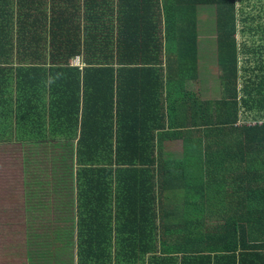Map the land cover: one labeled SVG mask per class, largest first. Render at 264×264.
<instances>
[{
  "label": "trees",
  "instance_id": "trees-1",
  "mask_svg": "<svg viewBox=\"0 0 264 264\" xmlns=\"http://www.w3.org/2000/svg\"><path fill=\"white\" fill-rule=\"evenodd\" d=\"M242 2L83 0V17L22 16L14 31L0 15V139L70 180L52 206L78 264H264V24ZM203 5L214 98L196 79Z\"/></svg>",
  "mask_w": 264,
  "mask_h": 264
},
{
  "label": "rangeland",
  "instance_id": "rangeland-1",
  "mask_svg": "<svg viewBox=\"0 0 264 264\" xmlns=\"http://www.w3.org/2000/svg\"><path fill=\"white\" fill-rule=\"evenodd\" d=\"M239 2H237L238 5ZM242 5L245 6V10L247 12H250V14H253L254 16L260 15L261 17L258 18L254 23L257 24L260 21L264 24V0H243ZM197 29H198V57L202 58H210L214 55L213 50V44L211 42V37L213 36V17H214V10L212 5H203L201 7H198L197 9ZM239 29L242 27L241 23L238 24ZM237 38L240 41L241 36L237 34ZM207 63V69H213V72H216V66L211 59H206ZM206 70H202L200 72L196 73V79L200 78H208V74L205 73ZM208 81V80H207ZM209 82V81H208ZM210 84V83H208ZM214 85V84H213ZM215 87L212 86L210 91V96L207 95L208 92H206V97L214 98L215 96ZM221 95V94H220ZM218 95V96H220ZM250 117V116H249ZM247 119V123H250L251 118ZM245 122V120L240 119L238 124H242ZM10 142H5L2 145H0V216H15L19 212V209L15 207V204L17 203H23V205L27 206V201L32 203L33 207H30L31 211L33 212L31 214H27L28 218L32 219V224L27 227L26 232L30 234L31 231L34 232H47V228L45 225H37V223H44L48 222V220L54 218V216H61L60 211L57 210L56 207L52 205H58L60 203V197L54 198V197H48L46 198V194L48 193L49 189H46L44 191H39V197H37L35 201V195L32 193H23L19 190H21L22 185L21 184H33L35 182L33 180V176L30 175V173L39 174V177H41L42 174L50 173V170L52 166L54 167L57 165L56 162H50V163H44V160H41L42 162L40 164V168L32 169L33 164V156L31 157V154L35 153L39 147L32 146L31 144H27L26 142L20 141L14 142V138L8 139ZM22 145H21V144ZM57 144V149H61L62 143H55ZM49 146L44 148L41 146V148L48 154L50 151H53V147L51 144H48ZM39 146V145H38ZM170 152H180L179 145H171L169 148ZM28 152H30V158L28 156ZM37 158L43 159V153H39ZM25 168H28L30 170L29 172H26L23 174L24 171H21ZM27 174V175H26ZM62 178V177H61ZM66 178H62V180H65ZM56 187V182L53 177V184L52 189ZM71 182L70 180L65 181V184H63V188H70ZM35 190V187H34ZM41 195V196H40ZM60 196V195H58ZM71 197V194H69V198ZM14 201L15 203H12ZM46 201V202H45ZM51 207V215L50 212H47V208ZM2 220V219H1ZM2 224V225H1ZM0 224V233L5 235H0V241L5 242V247H8V239H10L11 233H13L12 237L19 241L21 245L28 247V248H35L36 250H32L34 254H36V258H39L41 260H44L45 257L48 258L47 253L51 250H58L61 248H53V246L58 247V242H54V240L49 239L46 236H35L30 237L28 234L23 233L21 227H12L10 225H6L1 221ZM66 227V226H64ZM62 227V228H64ZM57 229V227H55ZM12 229H14V232H12ZM53 230V228H52ZM64 234H67L65 230H63ZM55 232V231H54ZM58 233H62L60 230L57 229ZM56 233V232H55ZM68 235V234H67ZM63 237L64 235H60ZM44 242V243H43ZM37 246V248H36ZM43 249L42 254L39 253V251ZM62 250V249H61ZM56 258H62L61 255L54 254ZM69 259H73L72 255H70Z\"/></svg>",
  "mask_w": 264,
  "mask_h": 264
},
{
  "label": "crops",
  "instance_id": "crops-1",
  "mask_svg": "<svg viewBox=\"0 0 264 264\" xmlns=\"http://www.w3.org/2000/svg\"><path fill=\"white\" fill-rule=\"evenodd\" d=\"M4 2H7V5L3 6ZM83 9H84L83 0H0V15L3 13H7L8 15H11L12 17L11 28L13 31L17 30L18 27L20 28L22 24H28L29 26V20L22 21L20 18L22 16H29L31 18V17H36L38 15V16L44 17L43 21L45 20L47 16H52L56 14H60L61 16L65 14L67 15L70 14L73 16L76 15V16L83 17ZM78 10H79V13H78ZM197 46H198V29H197ZM197 56H198V51H197ZM206 59H211L213 60V62H215L214 55L213 57H210V58L198 57L197 72H199V67H200V72L202 70L203 71L206 70L205 73H207L208 78L212 80L211 78L215 77L218 73L217 68H216V72H213V69L208 70ZM201 81L206 82L207 78H202V79L197 78V82H199L198 85H201L200 84ZM205 88H206L205 92H209L210 90L209 87H206V85H201L202 91H204ZM161 90L165 92V89H161ZM147 101H148L147 103L146 102L144 103L145 105H150V106L155 105V104L158 105V103L155 102L154 100L148 99ZM12 107L14 108L13 102H12ZM153 122H154V118H153ZM10 125H11L12 131L15 132L14 129H16L18 126L17 125V115L15 114V109H12L11 111ZM10 138H14V142H15V136L10 137ZM2 140H4L3 137H1L0 139V145L6 142ZM173 144L179 145L180 152H181L180 142L176 141L174 143H171L170 146ZM173 153L175 157L179 158L181 156V153H178V152H173ZM34 159L35 158H33V160ZM37 159L41 161V159L39 158ZM38 168H40V164L38 165ZM32 169L34 170L33 167ZM21 171H24V170H21ZM26 172L30 173V170L28 169L26 170ZM23 174H25V171L23 172ZM30 175L33 176V180L35 182H33V184H28V185L21 184L22 188L19 191L25 194L27 193L34 194L35 201L37 197H39V191L45 192L46 189H49L48 193L46 194V198L48 196L49 197L54 196L55 193H52L53 190L54 191L56 190L58 194H61L60 197L62 195L63 196L65 195L62 189L63 184H65V180H62L60 176L61 174H58V177L55 178L56 187H54V189H52L53 176H56V175L52 176L51 171L50 173H46V174L41 173V177H39V174H35V173H30ZM34 187H35V190H34ZM72 199H75L74 193H73ZM25 201H27V206L23 205V203L15 204V207L19 209V212L17 213V215L11 216V218L10 216H2V218L0 216V224L2 221L4 224L6 223V225H10L12 227H21L22 231H24L23 233L28 234V236L30 237L46 236L49 239L51 238V240H54V242H58L57 244L60 245L58 247L53 246V248H56V249L61 248L62 250L61 249L51 250L50 252L47 253L48 258L45 257L44 260H41L39 258H36L37 257L36 254L32 252V250H36L35 248L34 249L28 248V247L21 245V243L17 241L14 238V236L12 237L13 233H11L10 239H8L7 248L5 247V242L0 241V264H78L76 248H70L65 243V240L72 242L71 236L63 233L64 232L63 230L65 228L64 226H67L69 224V222H66L65 216L64 218H62V216H54V218H52L51 216V219L48 220V222L37 223V225H45V227H48L47 232L42 233V232L31 231L30 233L32 234L29 235V233L26 232V229L28 226L32 224V219L28 218V216H26V213L32 215L33 212L31 211L30 207H33V205H31L32 203L31 202L29 203L27 199H25ZM12 203H15V202L12 201ZM49 212L51 215L50 206L49 208H47L46 213H49ZM74 212H76V210H74ZM55 227H57V229L60 230L62 233H58V232L55 233L54 232V230H56ZM12 232H14V229H12ZM0 235H5V234L0 233ZM60 235H64V236L61 237ZM74 238L75 237L73 236V239ZM42 251L43 249H41L39 253L42 254ZM54 254L61 255L62 258H56ZM70 255H72L73 259H69ZM112 263L113 261L111 259L110 261H108V263L102 262L101 260L100 261L97 260V262L93 264H112Z\"/></svg>",
  "mask_w": 264,
  "mask_h": 264
},
{
  "label": "built area",
  "instance_id": "built-area-1",
  "mask_svg": "<svg viewBox=\"0 0 264 264\" xmlns=\"http://www.w3.org/2000/svg\"><path fill=\"white\" fill-rule=\"evenodd\" d=\"M81 58L76 56L72 61H71V64L74 65V66H77V67H82L83 64L81 63Z\"/></svg>",
  "mask_w": 264,
  "mask_h": 264
},
{
  "label": "clouds",
  "instance_id": "clouds-1",
  "mask_svg": "<svg viewBox=\"0 0 264 264\" xmlns=\"http://www.w3.org/2000/svg\"><path fill=\"white\" fill-rule=\"evenodd\" d=\"M82 61V60H81ZM83 64V62H81ZM84 65V64H83ZM83 67V66H82ZM82 67H78L79 69H81Z\"/></svg>",
  "mask_w": 264,
  "mask_h": 264
}]
</instances>
